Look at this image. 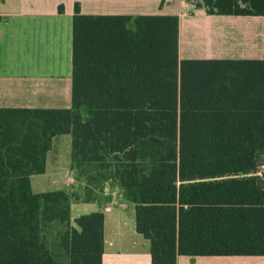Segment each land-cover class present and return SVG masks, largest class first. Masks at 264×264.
<instances>
[{
  "label": "trees",
  "instance_id": "trees-1",
  "mask_svg": "<svg viewBox=\"0 0 264 264\" xmlns=\"http://www.w3.org/2000/svg\"><path fill=\"white\" fill-rule=\"evenodd\" d=\"M190 1L264 17V0ZM178 40L177 14L74 6L71 106H0V264H102L103 210L72 221L71 203L101 206L106 183L134 204L151 264L264 255V58H179ZM60 133L81 184L36 192Z\"/></svg>",
  "mask_w": 264,
  "mask_h": 264
},
{
  "label": "crops",
  "instance_id": "crops-1",
  "mask_svg": "<svg viewBox=\"0 0 264 264\" xmlns=\"http://www.w3.org/2000/svg\"><path fill=\"white\" fill-rule=\"evenodd\" d=\"M76 4L83 14H177L179 58H264V17L259 15L208 14L190 0H0V106L58 107L49 105V99L59 97L54 76L66 78L69 104L64 106H71ZM56 135L45 171L31 175L36 192L73 187L67 183L70 171H75L71 148L68 169L61 174L59 157L65 142L54 148ZM113 200L109 210L103 203L73 201L71 220L103 210L102 264H151L150 242L135 227L134 204L128 210L130 201L121 193ZM177 264H264V255L178 254Z\"/></svg>",
  "mask_w": 264,
  "mask_h": 264
},
{
  "label": "rangeland",
  "instance_id": "rangeland-1",
  "mask_svg": "<svg viewBox=\"0 0 264 264\" xmlns=\"http://www.w3.org/2000/svg\"><path fill=\"white\" fill-rule=\"evenodd\" d=\"M52 78H53L54 86H58V88L60 90H58V93H59V97L58 98L49 99V105L58 106V107H65L64 105L69 104V102H66V99H65V96H64V89H65V86H66V78L61 77V76H54ZM61 142L62 143L65 142L63 147L61 146ZM53 145L55 146L54 148L62 147V149L60 151V157H59L60 162L62 164H60V166H59L60 167L59 172L61 174H65V172L68 169V165H69L67 160L70 159L71 134H69V133H60V134L56 135V138L54 139V144ZM70 172H72V170ZM75 173H76L75 175H76V179H77V172L75 171ZM74 183H71V184H73V187L74 188H79V185L81 184L80 181L76 180V182H74ZM34 187L37 188L36 184H35ZM111 188L116 190V195L119 196V194L121 193L119 187L114 186V187H111ZM105 195H108V192H105L104 190H103V192L99 191V196H100V198L103 201V205L108 203L104 199ZM127 205H128V210L130 208H132V206H133L131 202H128ZM77 211L78 210L74 209L72 211V214L75 215L74 213H76ZM61 227L62 226L60 224H58V223H51L47 227L48 242H49L50 247L53 248V249H57L58 248L57 247V240H56V233H57V231H59L61 229Z\"/></svg>",
  "mask_w": 264,
  "mask_h": 264
},
{
  "label": "built area",
  "instance_id": "built-area-1",
  "mask_svg": "<svg viewBox=\"0 0 264 264\" xmlns=\"http://www.w3.org/2000/svg\"><path fill=\"white\" fill-rule=\"evenodd\" d=\"M257 173H258L259 175H261L262 177H264V164H261V165L259 166V170H258ZM75 174H76V173H75V171L73 170V171L71 172V174L67 177V183L71 184V183L76 182L77 179H76V175H75ZM104 191H105V192H108V193H110V194H112V198H111V200L108 201V203H106V204L103 205V209H104V210H109L110 208H112V207L115 205V202H114L113 198H114L115 195H116V190L112 189V188L109 186V184L106 183L105 186H104ZM122 205H123V203H122Z\"/></svg>",
  "mask_w": 264,
  "mask_h": 264
}]
</instances>
